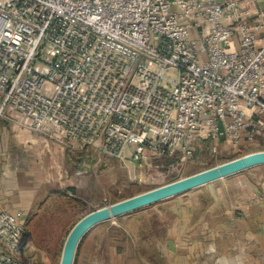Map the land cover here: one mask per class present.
I'll return each instance as SVG.
<instances>
[{
    "label": "built area",
    "instance_id": "1",
    "mask_svg": "<svg viewBox=\"0 0 264 264\" xmlns=\"http://www.w3.org/2000/svg\"><path fill=\"white\" fill-rule=\"evenodd\" d=\"M249 5L0 0V120L144 165L264 148V13L248 21ZM26 234L0 211V264H37Z\"/></svg>",
    "mask_w": 264,
    "mask_h": 264
},
{
    "label": "crops",
    "instance_id": "2",
    "mask_svg": "<svg viewBox=\"0 0 264 264\" xmlns=\"http://www.w3.org/2000/svg\"><path fill=\"white\" fill-rule=\"evenodd\" d=\"M258 12L264 13V0H250L248 21ZM92 155L86 147L68 150L48 142L12 115L1 119L0 211H19L27 224L50 197L90 189L79 164L94 167ZM122 163L136 164L130 158ZM197 189L154 204L162 220L150 234L142 223L123 232L89 230L78 264H264V165L213 182V194Z\"/></svg>",
    "mask_w": 264,
    "mask_h": 264
},
{
    "label": "rangeland",
    "instance_id": "3",
    "mask_svg": "<svg viewBox=\"0 0 264 264\" xmlns=\"http://www.w3.org/2000/svg\"><path fill=\"white\" fill-rule=\"evenodd\" d=\"M167 75L176 78L175 72ZM224 146L229 149L227 145ZM221 148L223 149V145ZM223 150H220L216 157L206 152L196 153L191 161L185 163L179 162L177 158H157L151 154H146V165L141 162H136L134 166L125 165L122 161L112 158H98L96 154L90 158L91 164L96 163L94 167H87L80 162L81 175L90 179V189L79 192L76 197L61 194L50 197L31 213L26 224V242L34 250L35 262L58 264L64 241L72 226L95 209L187 177L246 153L262 151L264 148H244L237 153L230 150L225 153ZM128 153L127 150L125 159L129 158ZM205 187H199L198 192L203 191ZM165 204L167 203H163L164 206ZM159 206L151 205L140 209L129 218L123 215L110 219L97 225L90 232L99 230L105 233L110 232L112 228L116 229V232H123L127 227L135 229L139 226L138 223H142L143 232L150 234L155 231V225L162 220L161 213L157 211ZM132 218L129 225H125L127 219ZM80 243L73 264H78Z\"/></svg>",
    "mask_w": 264,
    "mask_h": 264
},
{
    "label": "water",
    "instance_id": "4",
    "mask_svg": "<svg viewBox=\"0 0 264 264\" xmlns=\"http://www.w3.org/2000/svg\"><path fill=\"white\" fill-rule=\"evenodd\" d=\"M261 165H264V150L246 153L187 177L95 209L84 215L72 226L64 241L58 264H73L76 249L84 235L105 221L146 208L202 186H206L210 194H213V182Z\"/></svg>",
    "mask_w": 264,
    "mask_h": 264
}]
</instances>
